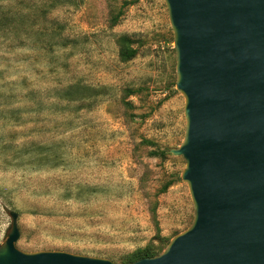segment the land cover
<instances>
[{
    "label": "rangeland",
    "instance_id": "374dc122",
    "mask_svg": "<svg viewBox=\"0 0 264 264\" xmlns=\"http://www.w3.org/2000/svg\"><path fill=\"white\" fill-rule=\"evenodd\" d=\"M125 33L138 48L128 61ZM176 77L165 0H0V243L10 210L20 249L117 263L188 227L186 160L150 152L183 141Z\"/></svg>",
    "mask_w": 264,
    "mask_h": 264
},
{
    "label": "water",
    "instance_id": "95a60500",
    "mask_svg": "<svg viewBox=\"0 0 264 264\" xmlns=\"http://www.w3.org/2000/svg\"><path fill=\"white\" fill-rule=\"evenodd\" d=\"M186 129L174 155L194 215L153 256L106 257L17 246L18 212L0 264H264V0H165Z\"/></svg>",
    "mask_w": 264,
    "mask_h": 264
},
{
    "label": "trees",
    "instance_id": "16d2710c",
    "mask_svg": "<svg viewBox=\"0 0 264 264\" xmlns=\"http://www.w3.org/2000/svg\"><path fill=\"white\" fill-rule=\"evenodd\" d=\"M120 12L117 14H114L111 17V25H115L118 22ZM117 44L119 47V56L121 60L128 61L134 58L138 53V48L134 45V39L130 34H121L117 37ZM135 90L132 88L127 89V94H134ZM145 142L149 143L151 142L149 139H145ZM170 149H153L151 150L152 155H159L162 157H165L167 153H169ZM173 183L172 180H167L161 187L160 192L166 191L169 186ZM153 221L158 224L157 218H156V205L152 206L150 208ZM158 226V225H157ZM178 233V232H177ZM148 242L146 245L141 246L130 252L129 254L125 255L121 262L124 263L126 261H134L139 258H142L144 256H153L159 252H161L170 241V237H158Z\"/></svg>",
    "mask_w": 264,
    "mask_h": 264
}]
</instances>
